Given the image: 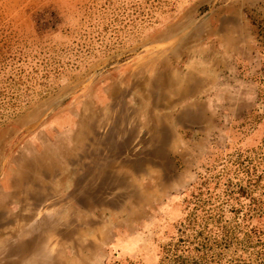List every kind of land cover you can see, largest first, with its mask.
Returning a JSON list of instances; mask_svg holds the SVG:
<instances>
[{
  "label": "rangeland",
  "instance_id": "obj_1",
  "mask_svg": "<svg viewBox=\"0 0 264 264\" xmlns=\"http://www.w3.org/2000/svg\"><path fill=\"white\" fill-rule=\"evenodd\" d=\"M0 264H264V0H0Z\"/></svg>",
  "mask_w": 264,
  "mask_h": 264
}]
</instances>
